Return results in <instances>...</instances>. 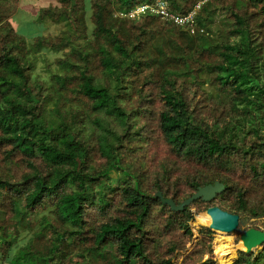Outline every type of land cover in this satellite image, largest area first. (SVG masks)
<instances>
[{"label": "trees", "instance_id": "obj_1", "mask_svg": "<svg viewBox=\"0 0 264 264\" xmlns=\"http://www.w3.org/2000/svg\"><path fill=\"white\" fill-rule=\"evenodd\" d=\"M59 1L35 15L69 20L64 34L29 42L3 16L20 0H0V262L176 264L168 254L184 243L162 237L192 234L193 214L148 185L155 116L170 150L194 164L174 176L178 159L162 162L157 191L181 203L180 182L220 180L219 196L236 199L228 211L264 217V0H162L167 15L159 0ZM236 164L250 185L226 174ZM254 256L234 264H264V248Z\"/></svg>", "mask_w": 264, "mask_h": 264}, {"label": "rangeland", "instance_id": "obj_2", "mask_svg": "<svg viewBox=\"0 0 264 264\" xmlns=\"http://www.w3.org/2000/svg\"><path fill=\"white\" fill-rule=\"evenodd\" d=\"M30 2H36L29 3L26 2V0H20V7L18 10L17 8L10 7L7 4H3V16L6 18H9L8 20L11 21L14 25V27L20 31V33L25 34L29 36V42H33L34 38H36L38 35H54V36H62L64 34L65 29L68 26L69 20L62 19L59 22H55L52 20L51 17H45L44 22L40 23L36 19L35 11L38 10V8H41L43 6H58V7H64L65 4L60 3L59 0H29ZM91 6V5H90ZM89 2L87 3V12H85V20L88 24V27H90V31L92 30L93 21H92V11L89 10ZM56 16H59L58 14ZM43 53H47L49 58L51 60H55L56 56H59L62 54V52L54 53L52 51L43 50ZM42 65H44L43 61L38 62L37 70L41 71L43 74L45 72L42 71ZM159 102L157 101L156 106L159 107ZM157 124H158V117L155 116L152 120V131H153V141L151 143V147L148 152V163H149V181L148 185L150 187V190L154 193H156L157 189H155L154 186V171H159L161 168L162 162L166 160H173L174 158L178 159V169L174 172V176L183 175L185 173H188L189 171H192L194 169V164L189 163L186 160H183L181 158H178L171 150L170 147L162 140L160 131L157 130ZM0 157H2V154H0ZM168 161V162H170ZM226 174L232 176L238 183H244L246 185H250L253 174L249 169H244L241 167V165L236 164L235 168L231 171H227ZM175 189V187H173ZM179 188V198L186 199L187 197L191 196L194 192H196L193 188L190 187L185 182H180L178 184ZM264 189L263 187L259 188L260 195L262 194V191ZM173 190V189H172ZM220 194L216 195L214 199L211 201H203L201 199L194 201L191 203L188 207L190 208L193 218L188 221L189 226L192 230V234H186L185 230H179L177 232H173L167 236H163L162 240L163 242H166L168 238L177 239L179 241H182L184 245L178 249L177 251L168 254L169 256H172L173 262L176 264H200L201 262L212 259L216 262V264H219L216 256H215V249L214 247V241L217 237V235L220 233L218 231L221 230H215L211 229L210 232L204 231V227H209L208 225H193V223L196 220V215L199 213H204L208 209V207L213 205H218L221 208L227 210L226 208L230 204H234L236 202V199L233 197L232 199H227L219 196ZM175 200V199H174ZM11 209V206L9 207ZM240 224L237 227V229L233 232H226L231 237L232 242L234 245H238L240 242L242 243L241 236L242 234L249 229L250 227H256L260 229H264V217H250L245 218L244 216H240ZM159 225L161 227V230L163 229V224L165 223V218L159 217ZM52 240V233L49 231L46 236H41V238H37L35 241V244L38 245L40 243H43L44 246L49 244V242ZM264 243L258 247H256L253 252L255 254L254 258H256V255L259 251L263 250ZM108 259L104 260L103 263H107L109 260H111V257L113 255V249L108 248ZM162 251L165 253L166 247L165 245L162 248ZM249 252V253H251ZM248 252L244 250H237V258L235 261H237L241 256L244 254H249ZM75 259L78 261L76 256H73L70 258L67 262L72 261ZM235 261L232 263L234 264ZM0 264H3L0 262Z\"/></svg>", "mask_w": 264, "mask_h": 264}, {"label": "water", "instance_id": "obj_3", "mask_svg": "<svg viewBox=\"0 0 264 264\" xmlns=\"http://www.w3.org/2000/svg\"><path fill=\"white\" fill-rule=\"evenodd\" d=\"M225 190V184L220 180L214 183L199 186L196 192L184 199L181 203H177L173 198H167L161 190L156 192L164 204L170 206L173 211L184 210L196 200L211 201L216 195L221 194ZM212 218V222L208 225L210 229L233 232L240 224V215L221 208L218 205L208 207L206 210ZM246 252H251L256 247L264 243V229L250 227L241 236Z\"/></svg>", "mask_w": 264, "mask_h": 264}, {"label": "bare ground", "instance_id": "obj_4", "mask_svg": "<svg viewBox=\"0 0 264 264\" xmlns=\"http://www.w3.org/2000/svg\"><path fill=\"white\" fill-rule=\"evenodd\" d=\"M196 220L193 225H209L212 222L210 214L207 212L199 213L196 216ZM218 234L214 241L215 256L219 264H232L237 258V250H243L245 248L244 243L240 242L238 245H234L231 237L224 232L218 231ZM244 246V247H243Z\"/></svg>", "mask_w": 264, "mask_h": 264}, {"label": "built area", "instance_id": "obj_5", "mask_svg": "<svg viewBox=\"0 0 264 264\" xmlns=\"http://www.w3.org/2000/svg\"><path fill=\"white\" fill-rule=\"evenodd\" d=\"M162 7V9H163V12L165 13V14H168V13H166V10H165V7L162 5L161 6ZM183 19L182 18H176V21H178V22H180V21H182ZM77 261L75 260V259H73L72 261H69V262H67L66 264H75Z\"/></svg>", "mask_w": 264, "mask_h": 264}, {"label": "clouds", "instance_id": "obj_6", "mask_svg": "<svg viewBox=\"0 0 264 264\" xmlns=\"http://www.w3.org/2000/svg\"><path fill=\"white\" fill-rule=\"evenodd\" d=\"M159 3H160L159 6H162V5L164 4V3L162 2V0H159ZM144 8H145V7L142 6V7H140L138 10L133 11V12H132V15H137L138 12H139V11H143ZM165 15H167V14H165ZM177 22H178V21H177ZM180 22H181V21H180ZM233 213H234V212H233Z\"/></svg>", "mask_w": 264, "mask_h": 264}, {"label": "flooded vegetation", "instance_id": "obj_7", "mask_svg": "<svg viewBox=\"0 0 264 264\" xmlns=\"http://www.w3.org/2000/svg\"><path fill=\"white\" fill-rule=\"evenodd\" d=\"M244 247V246H243ZM245 249V248H244Z\"/></svg>", "mask_w": 264, "mask_h": 264}]
</instances>
